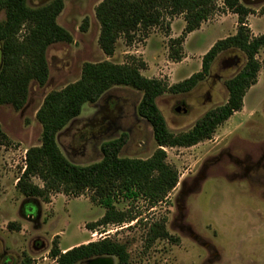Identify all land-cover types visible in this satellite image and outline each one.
Returning a JSON list of instances; mask_svg holds the SVG:
<instances>
[{
  "label": "rangeland",
  "instance_id": "obj_1",
  "mask_svg": "<svg viewBox=\"0 0 264 264\" xmlns=\"http://www.w3.org/2000/svg\"><path fill=\"white\" fill-rule=\"evenodd\" d=\"M48 1L28 0V4L35 7ZM101 1L63 0L57 23L73 41L47 49L48 80L42 87L30 84L22 109L0 105V129L7 137V143L0 146V264H20L24 258H30L32 264H54L48 255L53 241L59 249H66L106 237L127 244L130 264H264V47L256 55L260 63L256 83L246 91L241 110L218 126L209 140L188 148H164L166 161L179 174L166 202L153 208L142 199L116 203L117 210L137 216L134 221L91 231L86 225L104 214V208L90 200L91 191L77 197L54 193L45 203L25 198L16 189L26 151L40 145L36 112L49 92L80 78L84 63L106 60L124 64L134 57L145 63L143 76L172 85L199 72L212 45L236 32L232 26L237 27V15L218 0L215 13L186 35L178 60L170 56L177 46L170 47L171 40L183 32V15L165 16L146 33L137 32L130 45L120 37L113 56L107 57L97 43L100 25L95 8ZM241 2L253 12L246 18L251 37L262 35L264 15L259 10L264 0ZM245 61L237 49L223 51L190 92L157 98L168 130L187 132L207 111L225 104V82ZM140 98V92L121 86L110 89L97 102L83 105L80 116L57 134L63 155L75 164L89 165L100 160L103 141L125 134L120 156L149 158L157 146L151 127L136 113ZM32 182L43 185L37 178ZM163 220L176 241L150 242L149 227ZM10 223L19 225V230L8 228ZM102 259L115 263L114 258Z\"/></svg>",
  "mask_w": 264,
  "mask_h": 264
},
{
  "label": "trees",
  "instance_id": "obj_2",
  "mask_svg": "<svg viewBox=\"0 0 264 264\" xmlns=\"http://www.w3.org/2000/svg\"><path fill=\"white\" fill-rule=\"evenodd\" d=\"M218 0H102L95 8L100 25L98 46L111 57L120 37L130 45L137 32L146 33L161 23L165 16L183 15L185 27L181 36L171 40L177 50L170 54L179 59V47L186 35L200 28L217 10ZM224 9L237 15L234 35L215 42L202 58L201 70L187 79L168 85L141 74L145 63L134 57L129 62L115 64L109 61L84 63L80 78L63 89L49 92L36 119L41 126L40 145L31 147L25 154V168L15 184L25 198L50 202L54 193L79 196L91 191L90 200L104 208L103 216L86 225L94 230L112 224L130 223L136 219L130 212L117 210L116 203L142 199L150 208L166 202L178 183L177 169L169 164L164 148H188L211 139L216 128L241 110L246 91L256 83L260 63L256 55L264 47V33L251 37L246 18L253 12L241 0H221ZM63 0H49L32 7L28 0H0V105H9L15 111L24 107L31 83L44 86L49 69L47 49L57 43H71L72 36L57 23L63 10ZM264 15V4L259 10ZM86 20L81 26L85 30ZM237 49L245 56V64L225 82L228 98L225 104L207 111L187 132L173 134L156 105L163 94L190 92L209 74L213 60L223 51ZM128 87L141 93L136 108L139 118L152 130L156 150L147 159L120 156L126 135L103 141L99 146L101 158L89 165H78L66 158L57 142V134L80 116L83 105L97 102L114 87ZM7 137L0 129V146ZM33 178L43 185L37 186ZM8 228L19 225L8 224ZM149 241L167 239L176 241L166 231L164 220L152 224ZM56 264H85L89 261L114 258V264H130L127 244L108 237L81 244L62 252L56 241L48 253ZM20 264H32L24 258Z\"/></svg>",
  "mask_w": 264,
  "mask_h": 264
},
{
  "label": "crops",
  "instance_id": "obj_3",
  "mask_svg": "<svg viewBox=\"0 0 264 264\" xmlns=\"http://www.w3.org/2000/svg\"><path fill=\"white\" fill-rule=\"evenodd\" d=\"M227 13H228V15L230 14L229 12H227ZM235 28H236V24L232 26V29L235 30ZM86 243H88V242H83V243H81V244H86ZM81 244H77V245H74V246H70V247H68V248H66V249H60V250H61L62 252H65V251H67L68 249H71V248H73V247H75V246H78V245H81ZM51 262L54 263V264H56L54 260H52Z\"/></svg>",
  "mask_w": 264,
  "mask_h": 264
},
{
  "label": "flooded vegetation",
  "instance_id": "obj_4",
  "mask_svg": "<svg viewBox=\"0 0 264 264\" xmlns=\"http://www.w3.org/2000/svg\"><path fill=\"white\" fill-rule=\"evenodd\" d=\"M85 264H110L109 262H107V261H97V260H93V261H89V262H87V263H85Z\"/></svg>",
  "mask_w": 264,
  "mask_h": 264
},
{
  "label": "water",
  "instance_id": "obj_5",
  "mask_svg": "<svg viewBox=\"0 0 264 264\" xmlns=\"http://www.w3.org/2000/svg\"><path fill=\"white\" fill-rule=\"evenodd\" d=\"M99 261H107L108 262V260H105V259H101V260H99ZM110 263H111V261H109Z\"/></svg>",
  "mask_w": 264,
  "mask_h": 264
},
{
  "label": "built area",
  "instance_id": "obj_6",
  "mask_svg": "<svg viewBox=\"0 0 264 264\" xmlns=\"http://www.w3.org/2000/svg\"><path fill=\"white\" fill-rule=\"evenodd\" d=\"M24 167H25V166H24ZM23 170H24V168H23ZM106 233H107V232H104L102 235H106Z\"/></svg>",
  "mask_w": 264,
  "mask_h": 264
}]
</instances>
